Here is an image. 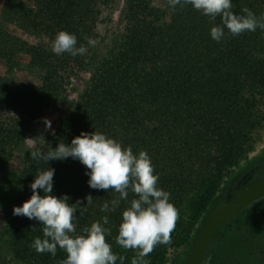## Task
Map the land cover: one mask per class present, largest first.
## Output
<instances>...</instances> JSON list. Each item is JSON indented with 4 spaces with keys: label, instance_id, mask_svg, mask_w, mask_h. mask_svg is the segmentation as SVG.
Wrapping results in <instances>:
<instances>
[{
    "label": "trees",
    "instance_id": "obj_1",
    "mask_svg": "<svg viewBox=\"0 0 264 264\" xmlns=\"http://www.w3.org/2000/svg\"><path fill=\"white\" fill-rule=\"evenodd\" d=\"M107 2L0 0V62L11 67L25 56L42 73L37 84L0 76V154L27 138L44 111L62 99L66 72L74 74L84 66L86 55L52 52L58 32L75 35L76 46L87 47L85 22L90 6ZM231 3L237 15H244L245 7L257 18L264 14V0ZM123 5L121 34L112 51L89 71L76 98L65 105L47 133L36 134L21 159L8 194L5 264H59L67 257L59 247L55 257L38 254L31 245L37 237L43 239L42 225L13 215L14 206L30 199L36 175L49 168L55 170L50 194L67 195L70 205L81 201L73 235H86L85 228L94 222L103 225L106 216L108 224L103 226L111 230L106 242L113 254L123 256V264H131L136 255L115 238L122 212L138 197L129 192L115 211H101L104 203L111 207L119 197L115 190L91 188L86 175L90 170L79 160L36 161L30 157L32 151L46 153L59 143L70 145L82 132H99L122 148L130 146L134 155L147 152L153 174L159 177L157 186L170 193L169 202L180 214L172 243L157 245L145 257L149 264H168L170 255L180 249L174 264H184L208 209L232 192L238 178L252 167L249 163L239 167V163L254 151L256 136L264 134V30L234 37L225 27L224 37L217 42L210 31L221 25L220 18L211 21L191 5L172 7L168 0L162 4L124 0ZM15 32L39 36L45 43H29ZM89 195L91 203H87ZM231 253V248L226 250L225 258L236 264ZM244 254L245 250L237 249L235 261ZM116 264H121L119 259Z\"/></svg>",
    "mask_w": 264,
    "mask_h": 264
},
{
    "label": "clouds",
    "instance_id": "obj_2",
    "mask_svg": "<svg viewBox=\"0 0 264 264\" xmlns=\"http://www.w3.org/2000/svg\"><path fill=\"white\" fill-rule=\"evenodd\" d=\"M170 6L184 7L191 5L195 10L208 16L211 21L217 17L220 26L211 28L210 35L219 42L224 37L226 27L232 36L257 28L264 30V14L259 18L248 8H243L244 15L232 11L231 0H168ZM88 45L94 46L95 41L88 38ZM77 45V38L66 31H59L52 41L51 50L59 55L69 53L72 56L85 55L87 47ZM48 127H51L48 122ZM54 134V132H53ZM33 160L49 162L63 161L66 158L79 160L90 171L88 184L97 190H115L119 194L111 201V207L106 202L101 211H115L121 200H127L129 192L136 199L130 201V206L122 212V222L119 225L116 243L124 249L134 250L136 255L131 264H149L145 257L154 251L157 245H170L172 233L180 218L178 209L170 203V193L157 186L159 177L154 175V168L147 152L140 151L138 156L132 148H122L121 144L99 132L84 133L72 139L70 145L59 143L49 151H32ZM55 170L49 168L39 172L30 184L32 195L22 206H14L13 215L36 220L42 225L43 239L37 237L31 247L38 254L51 253L55 257L57 247L66 252L67 257L59 264H116L117 259L123 264L124 257L113 254L111 245L106 242V235L111 230L103 225L108 224V218L91 224L83 231L86 235H73L76 232L77 208L81 201L70 205L67 195L57 198L51 195ZM43 191V195L40 194ZM92 197H87L91 203Z\"/></svg>",
    "mask_w": 264,
    "mask_h": 264
},
{
    "label": "rangeland",
    "instance_id": "obj_3",
    "mask_svg": "<svg viewBox=\"0 0 264 264\" xmlns=\"http://www.w3.org/2000/svg\"><path fill=\"white\" fill-rule=\"evenodd\" d=\"M164 1L165 0H154V3L162 4ZM123 2L124 0H108L105 4L102 3L90 6L91 11L89 18L85 22V39L88 50L85 54L84 66L82 69L76 70L74 74L66 72L68 80L66 79L67 85L62 99H59L44 111L41 119L35 125L33 132L30 133L27 138L21 140L0 154V264H5L8 257L7 240L4 235L7 201L10 186L14 175L19 169L21 159L32 146L36 134L43 135L47 133L58 121L62 112L65 111V105L76 98L88 80L89 71L97 65V63L105 59L112 51L114 44L117 42L118 37L121 34L124 7ZM15 34L21 36L29 43H45V40L39 36L17 32H15ZM88 38L95 41L94 46L88 45ZM41 75V71L32 67L25 56H20L11 67L4 66L0 62V76L6 77L14 82L37 84ZM48 122L51 124L50 128L48 127ZM247 163H249L248 165H252L251 180L260 177V175H264V134L259 133L256 136L254 151L247 155L245 162L239 163V167H243L244 164ZM251 212L252 210H250V213ZM261 212L264 213L261 207L256 209L255 212L253 211L251 214L248 213V211L242 212L233 222L225 227L223 230L224 234H216L213 238L211 237L207 244L203 264H232L228 262L229 258H225L224 255L226 250L229 249L228 246L232 241H236L239 244L244 241L245 246H247L245 249L246 254H252L251 257H246V260H248L250 264H264L261 255L258 254V251L263 248L260 244L262 242L258 240V238L261 237V233L256 232L248 235L247 232L249 231L246 230L247 228L245 225L246 221L253 220L250 219L251 217L258 218L259 214L261 215ZM250 223L253 222H248V224ZM244 236L246 239L243 240ZM180 251L181 249L176 254L170 255L167 263H176Z\"/></svg>",
    "mask_w": 264,
    "mask_h": 264
},
{
    "label": "water",
    "instance_id": "obj_4",
    "mask_svg": "<svg viewBox=\"0 0 264 264\" xmlns=\"http://www.w3.org/2000/svg\"><path fill=\"white\" fill-rule=\"evenodd\" d=\"M263 196L264 177H261L246 188L239 189L233 198L223 197L214 202L198 226L184 264H202L206 245L211 236L234 219L251 202Z\"/></svg>",
    "mask_w": 264,
    "mask_h": 264
},
{
    "label": "flooded vegetation",
    "instance_id": "obj_5",
    "mask_svg": "<svg viewBox=\"0 0 264 264\" xmlns=\"http://www.w3.org/2000/svg\"><path fill=\"white\" fill-rule=\"evenodd\" d=\"M251 172H252L251 168L249 170H247L246 172H243V174L238 178V180L233 185L232 192H230L229 194H225L223 197H228V198L231 199V198H233L236 195V192L239 189L246 188L250 184H252L255 181H257L258 179H260L261 177H264V175H260V177L254 179V180H251ZM260 207L264 211V196L259 198V199H257V200H255V201H253V202H251L247 207H245L242 211H240L237 216H239L242 212H245V211H248V213H250V210H252L251 213H253V211L255 212L256 209H258ZM237 216L234 219H232L230 222H228L225 226H223L221 229L216 231L211 237L213 238L216 234H221L223 232V230L225 229V227H227L229 223L233 222L237 218ZM250 219H253V220L245 222V225H246V228H247L246 230L249 231V232H247L248 235L252 234V233H256V232H260L261 233V237L259 239L262 242L260 244L263 246V248L261 250L262 253L259 254V255H261V259L264 261V213L261 212V215L259 214L258 218L251 217ZM248 222H253V223L248 224ZM245 236L243 237V240L246 239ZM233 240H235V239H233ZM241 245H242V247H240V244L237 243L236 241H232L229 244V248H231V250H232V253L229 256L231 257V255H233L232 256V261H234L236 264H237L238 261H239L238 262L239 264H250V262L248 260H246L247 256H246V250L245 249L247 248V246H245V243H242ZM237 249L245 250V254H244V256L242 257L241 260H238L236 262L235 261L236 260L235 259V255H236ZM206 250H207V245H206ZM205 255H206V251H205ZM205 255H204L202 264L204 263ZM251 256H252V254H251ZM247 258H249V257H247Z\"/></svg>",
    "mask_w": 264,
    "mask_h": 264
}]
</instances>
